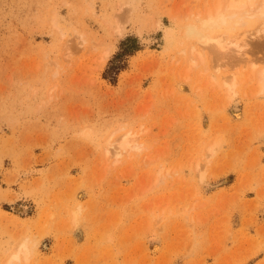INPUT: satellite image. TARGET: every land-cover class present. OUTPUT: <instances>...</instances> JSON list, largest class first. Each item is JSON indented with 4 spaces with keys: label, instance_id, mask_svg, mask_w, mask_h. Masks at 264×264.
I'll return each mask as SVG.
<instances>
[{
    "label": "rangeland",
    "instance_id": "obj_1",
    "mask_svg": "<svg viewBox=\"0 0 264 264\" xmlns=\"http://www.w3.org/2000/svg\"><path fill=\"white\" fill-rule=\"evenodd\" d=\"M216 1L0 0V264H264V20L202 25ZM198 33L244 56L190 66Z\"/></svg>",
    "mask_w": 264,
    "mask_h": 264
},
{
    "label": "bare ground",
    "instance_id": "obj_2",
    "mask_svg": "<svg viewBox=\"0 0 264 264\" xmlns=\"http://www.w3.org/2000/svg\"><path fill=\"white\" fill-rule=\"evenodd\" d=\"M248 20L257 23L261 22L260 24H262L264 20V0H217L216 2H214V4L212 3V9H209L207 11L205 19L201 20V24L208 25L212 23L213 25H217V27L219 28H222L223 26L227 27L229 24H231L233 27L236 26L246 27ZM261 30L262 29H260L259 31ZM115 32L118 35V36L116 35L117 37H121L123 35V30L121 27L116 28ZM185 35L187 37H192L191 35L186 33ZM244 42H245L244 37L231 38L223 33L214 36H211L209 34L206 35L203 33H198L196 37L195 45L192 46L191 48L189 47L190 48L189 50H191V52L189 51L191 53L190 66L196 65L199 62L204 61V55L202 54V51L203 49H207L206 47H209L208 50L211 48V52L213 51V53L217 55H220L223 52H228L229 48L232 47L234 48L233 50H235L239 55V53L242 54L240 50L244 48V44H243ZM198 49H201V51H199ZM109 54L110 52L106 50L104 57L107 58ZM242 55L244 56V54ZM239 60L242 61V59ZM219 68L220 67H217V69ZM258 80L261 85L260 90L258 92H261L262 85L264 84V68H262L259 71ZM222 83L226 86L227 90L229 91V94L231 95V93H233L232 91L235 82L233 80L231 82H228L227 79H223ZM184 87L183 85H180L178 88L184 90ZM230 95L228 97L232 99ZM231 112L236 117H239L240 115L239 110L235 108H233ZM112 135L110 136V138H112ZM110 138L106 142V147L104 151L106 156L111 155L112 157H114L113 163H117V162L120 163L122 161V158L130 159V157H132L135 152L140 154L144 152V149H146L144 143L138 139L139 137H137L135 132L125 131L124 133L120 134L117 138H115L113 141H111ZM219 145L220 144L218 143V141L216 140L213 141V143H211L210 146H208L207 148L208 152L206 153H208V155H206V157L205 156L203 157L206 159L211 157L215 153V151L219 148ZM195 166L198 170L197 173L200 172L201 169L200 167L203 168V166H201L199 162H197ZM158 173L160 174V171ZM199 176L201 178L202 174H199ZM160 180L158 179V181ZM15 210L18 211L19 213L24 212V208L22 207H16ZM26 254H27V249L24 243H21L19 244L16 253H14L12 257H10V260L11 262L12 260L19 261L21 260L20 258H22V256H26Z\"/></svg>",
    "mask_w": 264,
    "mask_h": 264
},
{
    "label": "trees",
    "instance_id": "obj_3",
    "mask_svg": "<svg viewBox=\"0 0 264 264\" xmlns=\"http://www.w3.org/2000/svg\"><path fill=\"white\" fill-rule=\"evenodd\" d=\"M135 50H138L137 47H133L131 50H127L126 53H132Z\"/></svg>",
    "mask_w": 264,
    "mask_h": 264
}]
</instances>
